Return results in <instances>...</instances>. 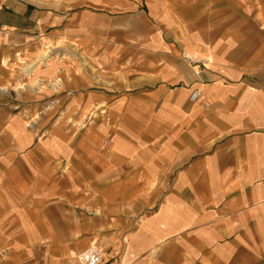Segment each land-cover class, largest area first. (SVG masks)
Masks as SVG:
<instances>
[{"label":"crops","instance_id":"0c3cea01","mask_svg":"<svg viewBox=\"0 0 264 264\" xmlns=\"http://www.w3.org/2000/svg\"><path fill=\"white\" fill-rule=\"evenodd\" d=\"M91 246L264 264V0H0V264Z\"/></svg>","mask_w":264,"mask_h":264},{"label":"built area","instance_id":"2783aa9c","mask_svg":"<svg viewBox=\"0 0 264 264\" xmlns=\"http://www.w3.org/2000/svg\"><path fill=\"white\" fill-rule=\"evenodd\" d=\"M198 97V92L196 90H193L190 93V100H195ZM79 261L81 264H101L102 262V254L98 247L91 246L87 248L85 251H83L79 255Z\"/></svg>","mask_w":264,"mask_h":264},{"label":"rangeland","instance_id":"374dc122","mask_svg":"<svg viewBox=\"0 0 264 264\" xmlns=\"http://www.w3.org/2000/svg\"><path fill=\"white\" fill-rule=\"evenodd\" d=\"M29 85L28 81L25 82V81H22L21 83H19V86L18 88L20 89H26V86ZM15 88V87H14Z\"/></svg>","mask_w":264,"mask_h":264}]
</instances>
